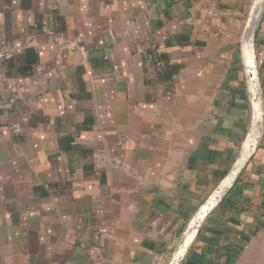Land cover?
<instances>
[{
  "label": "crops",
  "instance_id": "0c3cea01",
  "mask_svg": "<svg viewBox=\"0 0 264 264\" xmlns=\"http://www.w3.org/2000/svg\"><path fill=\"white\" fill-rule=\"evenodd\" d=\"M0 0V264H264V6Z\"/></svg>",
  "mask_w": 264,
  "mask_h": 264
},
{
  "label": "water",
  "instance_id": "95a60500",
  "mask_svg": "<svg viewBox=\"0 0 264 264\" xmlns=\"http://www.w3.org/2000/svg\"><path fill=\"white\" fill-rule=\"evenodd\" d=\"M256 3V2H255ZM255 6V4H254ZM264 6V2L262 3V7L259 9L258 15L260 14L262 8ZM254 13H255V9L253 8V12H252V17L249 20L248 23V27H247V31H246V37L248 39V36L251 37L252 32L254 31L255 25L257 23V20L254 21ZM252 26H253V31H252ZM251 34V35H250ZM255 70V71H254ZM257 68L256 65L254 66V69H252V67L249 66L248 61L246 62L245 65V71H246V75H247V81H254L258 78V74H257ZM254 130L255 127H253V129L251 130L250 134L251 137L254 134ZM248 142V144H247ZM247 146V147H246ZM254 145L248 141H246V145L245 148L242 150L241 152V158L240 160L237 162L234 171H232V173L229 175V177L227 178V180L222 183L217 190L214 191V193L212 194V196L210 197V199L205 203V205L200 209V211L197 213L196 217L194 218V220L192 221L189 230H188V236L187 238L183 241L177 256L179 255V253L183 250L184 253L189 245V241L194 237V235L197 233L198 229L200 228V226L202 225L203 221L205 220V218L207 217V215L211 212V210L219 204V202L221 201V199L223 198V196L228 192L230 185L234 182L235 178L237 177L240 169L243 167V165H245L247 163V161L252 157L253 153H254ZM236 172V175L234 178L233 175ZM221 191L222 196L220 197V199L217 201V203L213 204L212 203V198L214 197V195ZM183 256V255H182ZM181 256V257H182ZM177 259V258H176ZM175 259V260H176ZM174 260V261H175ZM179 260H177V264L179 263ZM173 261V262H174ZM173 264V263H172Z\"/></svg>",
  "mask_w": 264,
  "mask_h": 264
},
{
  "label": "built area",
  "instance_id": "2783aa9c",
  "mask_svg": "<svg viewBox=\"0 0 264 264\" xmlns=\"http://www.w3.org/2000/svg\"><path fill=\"white\" fill-rule=\"evenodd\" d=\"M11 59V55L8 53H4L0 51V61H8ZM247 88H248V95L252 106L253 111V124L252 128L255 127L254 134L251 137V134L249 133L247 136V141L251 137V140L253 142L254 148L256 147V143L259 139V125L262 123V114L260 111V100L261 96L259 93V77L252 81H247ZM250 130V132H251Z\"/></svg>",
  "mask_w": 264,
  "mask_h": 264
},
{
  "label": "bare ground",
  "instance_id": "6f19581e",
  "mask_svg": "<svg viewBox=\"0 0 264 264\" xmlns=\"http://www.w3.org/2000/svg\"><path fill=\"white\" fill-rule=\"evenodd\" d=\"M263 2H264V0H256L255 6H254V9H255L254 21H256L258 19V17H259L258 12H259V9L262 7V3ZM251 29L253 31V26H252ZM251 47H252V43L250 41H248V43L246 45V50H247V55H248V64H249L250 67H252V69H254L255 63L252 60V58H253V49ZM249 142H251L253 144V142L251 140V137L249 138ZM247 144H248V142H247ZM235 175H236V172L234 173L232 178H234ZM221 196H222L221 191L217 192L214 195V197L212 198V203L213 204L217 203V201L220 199ZM183 254H184V251L182 250L179 253V255L176 257L177 259L173 262V264H177V260L180 259Z\"/></svg>",
  "mask_w": 264,
  "mask_h": 264
}]
</instances>
